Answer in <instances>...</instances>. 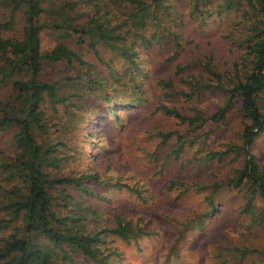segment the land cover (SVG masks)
Segmentation results:
<instances>
[{"label": "trees", "instance_id": "1", "mask_svg": "<svg viewBox=\"0 0 264 264\" xmlns=\"http://www.w3.org/2000/svg\"><path fill=\"white\" fill-rule=\"evenodd\" d=\"M0 13V264H113L115 240L148 233L112 196L146 187L127 157L150 153L160 171L233 104L239 141L205 157L244 161L225 177L169 184L244 190L242 213L264 222L252 152L264 133V0H0ZM213 18L229 46L222 61L187 27L207 32ZM204 91L222 96L212 117L198 106ZM154 115L176 126L152 132Z\"/></svg>", "mask_w": 264, "mask_h": 264}, {"label": "rangeland", "instance_id": "2", "mask_svg": "<svg viewBox=\"0 0 264 264\" xmlns=\"http://www.w3.org/2000/svg\"><path fill=\"white\" fill-rule=\"evenodd\" d=\"M1 14V13H0ZM226 20L227 18L224 17ZM196 22L188 23V29L199 36L200 44L207 51H212L215 58L222 61L229 56L228 43L217 39L213 34L217 18H213L207 32H202ZM195 29H192V26ZM219 26V25H218ZM201 32V33H198ZM221 36V34H220ZM157 66L158 58L151 54ZM231 59V58H230ZM156 95L149 92V101ZM178 103L177 99H170ZM164 98L163 102L169 103ZM222 102L220 93L204 91L199 108L211 117L218 111ZM190 106L192 104H189ZM237 106L231 105L226 119L217 124L209 119L202 129L188 134L186 145L178 158H168L167 167L158 171L160 165L152 154L147 158L136 155L128 156L126 161L136 170V175L145 178L146 187L142 196L133 192L114 191L112 196L121 207V212L137 224L142 218L147 234L139 240H115L116 253L110 262L113 264H264V222H252L241 208L245 204V191L230 187H220L215 193L213 188L197 191L181 185L170 187L169 180L203 183L214 178L232 174L231 167L240 163L244 156H236L235 162L228 159L208 160L206 154L215 149H224L230 141L240 139L241 120ZM152 132L158 127L174 128L175 122L160 115L150 117ZM135 125L138 122L133 123ZM196 137V138H195ZM160 155L166 153L158 148ZM252 152L264 166V133L255 141ZM241 159V160H240ZM156 167V168H155ZM104 190V189H102ZM214 195L215 210L207 201ZM115 207V206H114ZM264 208V199L257 201V212ZM213 211V212H212ZM211 213V214H208ZM199 220L202 224L199 225ZM141 221V220H140ZM75 264H92L82 255L74 257ZM72 264V263H68Z\"/></svg>", "mask_w": 264, "mask_h": 264}]
</instances>
